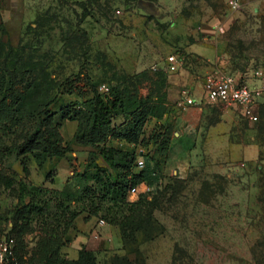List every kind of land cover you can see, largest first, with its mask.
<instances>
[{"label": "rangeland", "instance_id": "obj_1", "mask_svg": "<svg viewBox=\"0 0 264 264\" xmlns=\"http://www.w3.org/2000/svg\"><path fill=\"white\" fill-rule=\"evenodd\" d=\"M152 4L155 9L149 14L138 2L32 0L27 9L35 16L25 22L13 44L0 25V72L6 68L17 73L26 113L61 92L50 107L54 116L49 125L59 126L70 148L65 158L47 161L42 168L32 156L13 153L3 169L15 173L27 192L46 190L39 198L48 200L52 210L64 202L81 212L66 236L67 260L84 248L93 253L96 264H264V104L257 120L248 121L235 109L208 104L202 89L203 80L217 74L246 83L264 80V0ZM190 45L199 57L189 52ZM172 56L180 57L182 65L168 73ZM215 57L211 63L205 60ZM93 86L103 96L119 86L131 100L164 107L165 114L146 120L135 146L118 140L108 143L135 152V174L142 171L139 161L150 172L155 162L160 165L158 183H142L126 197L128 204L140 196L154 199L151 240L138 235V256L130 252L134 247L123 246L119 228L106 222L110 207L106 201L97 216H90L89 198L66 202L55 193L66 184L79 185L80 192L94 187L93 180L80 177L90 159L109 169L101 157L90 154L91 149L73 143L77 122L61 118L65 106L90 99ZM170 87L177 88L178 95L169 103ZM183 89L206 109L192 128L183 125L182 115L173 110ZM122 122L120 118L115 124ZM52 171L53 185L46 181ZM18 189L15 185L12 191H0V238L13 237L12 213L29 201L27 194L19 198ZM37 236L36 231L25 236L27 251L35 247Z\"/></svg>", "mask_w": 264, "mask_h": 264}, {"label": "trees", "instance_id": "obj_2", "mask_svg": "<svg viewBox=\"0 0 264 264\" xmlns=\"http://www.w3.org/2000/svg\"><path fill=\"white\" fill-rule=\"evenodd\" d=\"M98 1L93 0L96 4ZM118 1L137 4L139 1L154 3L156 0ZM2 31L5 35L4 29ZM18 84L14 70L4 68L0 72V191H12L17 185L20 199L26 194L30 196L28 203L18 205L10 218L17 264H96L93 253L84 248L77 252L73 260L64 257L63 249L68 241L66 236L81 212L70 210L64 202L57 203L52 210L48 200L39 198L47 192L46 190L37 187L27 192L15 173L7 174L3 169L5 160L13 153L18 156H32L38 167L42 168L47 161L63 159L70 152L60 135L59 126L49 125L54 116L50 107L57 102L61 92L58 91L50 98L46 97L44 101L39 102L36 109L26 113L23 111L26 96L17 89ZM66 84L71 86V82L66 81ZM92 93L93 96L86 102L65 106L61 110V118L77 122L73 143L91 149L90 154L101 157L109 169L99 167L90 159L80 177L93 180L94 187H85L80 192L79 185L66 184L61 191L54 192L66 202L89 198L90 216H97L99 205L106 201L110 205L106 209V222L119 228L123 246L134 247L130 252L138 256V235L143 233L146 240H151L148 227L152 222L150 207L154 205V199L147 201L144 196H140L136 203L128 204L126 197L128 192L142 183L148 186L158 183L156 170H159L160 165L155 162L151 170L153 172L144 165L142 171L135 174V152L108 146V143L110 140H118L135 146L139 142L146 120L165 114L164 107L141 99L131 100L125 97L119 86L111 88L105 96L97 93L93 86ZM260 112L261 108L258 115ZM120 118L123 122L116 125L115 122ZM14 134H17L16 140L8 144V138ZM166 147V143H163L162 149ZM23 171L28 173L26 167ZM53 176L55 171L46 175V181L52 185ZM115 209L111 215V211ZM35 231L38 232L37 241L29 252L26 250L24 238Z\"/></svg>", "mask_w": 264, "mask_h": 264}, {"label": "built area", "instance_id": "obj_3", "mask_svg": "<svg viewBox=\"0 0 264 264\" xmlns=\"http://www.w3.org/2000/svg\"><path fill=\"white\" fill-rule=\"evenodd\" d=\"M230 5L234 6L235 2L230 1ZM222 31L223 29H218V32ZM181 65L182 59L172 56L166 70L168 73H175ZM259 81L258 86H250L246 82H240L227 74L207 76L202 84L204 99L208 104L235 109L248 121H256L259 109L264 104V80ZM192 106H198V104L191 93L184 89L181 90L173 109L183 113ZM137 167L142 169L144 163L142 161L137 162ZM15 245V240L12 237L0 238V264H17Z\"/></svg>", "mask_w": 264, "mask_h": 264}, {"label": "crops", "instance_id": "obj_4", "mask_svg": "<svg viewBox=\"0 0 264 264\" xmlns=\"http://www.w3.org/2000/svg\"><path fill=\"white\" fill-rule=\"evenodd\" d=\"M30 1L32 0H0V25L4 29L6 39L9 40L11 44H13V39H16V37L20 35L25 22L29 21L35 16L34 11L32 12L31 10L27 9ZM190 48L191 45L188 48L189 52L195 54L190 50ZM215 59L216 57L214 59L208 58L205 60L211 63ZM175 81L178 83L180 80L175 78ZM247 84L250 86H258L260 84V81L256 80L251 83L247 82ZM175 93H177V88L170 87L168 91L169 103L173 101V98H177L178 94H176L175 96ZM204 111H206V109H202L198 105L188 107L187 110L183 113H177L178 115H182V124H185L186 127L192 128V125H195L197 116H199V114Z\"/></svg>", "mask_w": 264, "mask_h": 264}, {"label": "water", "instance_id": "obj_5", "mask_svg": "<svg viewBox=\"0 0 264 264\" xmlns=\"http://www.w3.org/2000/svg\"><path fill=\"white\" fill-rule=\"evenodd\" d=\"M138 7L141 8L142 10H144L145 12L152 14L154 12V5L152 3H148V2H143V1H139L138 2ZM192 36L197 39V32H194L192 34Z\"/></svg>", "mask_w": 264, "mask_h": 264}]
</instances>
